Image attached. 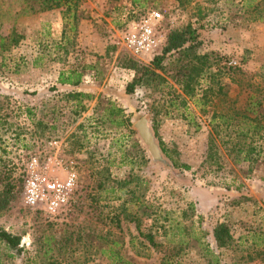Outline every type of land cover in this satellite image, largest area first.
I'll return each instance as SVG.
<instances>
[{
    "label": "rangeland",
    "instance_id": "374dc122",
    "mask_svg": "<svg viewBox=\"0 0 264 264\" xmlns=\"http://www.w3.org/2000/svg\"><path fill=\"white\" fill-rule=\"evenodd\" d=\"M25 6V0H0V35L15 28L21 36L15 47L0 53V193L12 185V200L0 210V228L20 235L30 252L46 230L56 239L65 226L117 233L109 219L121 213L131 194L119 191L116 181L127 179L126 189L141 197L147 210L127 207L138 210L141 231L151 232L160 244L146 252L148 257L136 258L137 264H158L170 254L179 264H206L203 247L211 245V230L218 223L228 224L234 239L233 249L221 250L223 264H264V153L257 162H236L243 154L235 156L232 145L216 138L217 155L207 160L209 114L193 106L185 113L167 59L156 73L171 88L152 82L125 93L137 74L125 62L153 68L168 32L191 24L199 53H217L224 58L220 66L227 63L243 73L234 83L220 76L226 97L216 99L215 108L227 112L233 101L243 108L255 89L264 105V23L255 18L264 0H80L76 21L60 9L32 13ZM149 11L162 15L164 41L153 57L139 60L123 46L122 37ZM75 68L84 71L81 85L59 86V72ZM206 86L201 79L198 97ZM73 91L93 96L82 100L84 110L66 98ZM111 107L122 108L132 126L147 117L150 129L156 128L167 148L190 166L183 172L187 181L177 182L160 164L145 162L140 150L146 148L137 132L115 127L116 116L106 110ZM239 124L246 131L247 125ZM54 141L59 142L58 160L64 168L73 166L78 180L67 206L50 218L24 205L22 189L29 160L54 155ZM120 226L125 241L138 236L135 222L123 213ZM120 251L132 255L129 246ZM89 254L88 264H105L98 250ZM20 259L13 264H21Z\"/></svg>",
    "mask_w": 264,
    "mask_h": 264
},
{
    "label": "trees",
    "instance_id": "16d2710c",
    "mask_svg": "<svg viewBox=\"0 0 264 264\" xmlns=\"http://www.w3.org/2000/svg\"><path fill=\"white\" fill-rule=\"evenodd\" d=\"M25 9L32 13H42L54 9H60L69 14L70 18L76 21V10L80 0H25ZM257 20L264 23V7L260 9ZM257 11V10H256ZM74 29V28H73ZM21 39V36L13 28L6 37L0 35V53L9 51L15 47ZM198 33L191 24H187L181 29H172L166 36V43L162 49L161 55L153 61V68L150 66L139 65L134 60L125 62L127 69L133 70L136 76L125 87V93L131 95L138 86H145L156 82L157 86H169L164 78H161L156 70H161L160 65L164 60L171 61L172 66V83L180 91L175 93L176 98H180L185 113H190L191 107L198 108L203 114H209L208 123L211 126V134L209 135V145L207 148V160H212L217 155L216 138H220L221 145H232L235 156L243 154V157L236 159V162H257L260 154L264 153V105L262 103L261 94L255 89L252 91L245 102L243 108L234 106L235 101L231 102L232 107L223 112L215 108V100L220 97H226L223 91V84L220 76H228L232 83L240 82L235 79L236 76L242 77L243 73L240 69L232 65H219L220 60L224 58L217 53H199ZM213 61V62H212ZM216 65V72L211 67ZM83 69V68H82ZM163 66V72H166ZM84 71L69 69L60 71L57 78V84L62 87L77 88L81 85ZM206 79L207 86L200 91V81ZM67 99L73 100L76 109L84 110L82 100H91L93 96L79 91L69 92ZM189 102V104H188ZM172 105V104H171ZM211 108V111H205V108ZM108 116L115 115V127L126 129L129 134H133L130 119L124 114L122 108L106 109ZM185 116V115H184ZM243 122L247 126L246 131L239 127V123ZM155 142L157 143L161 160L154 162L147 149H141L145 162L160 164L164 169L168 170L173 180L184 183L187 177L184 171H189L190 166L183 163L178 158L175 150L167 148L164 142L158 137L155 129H151ZM226 134L227 140L223 141ZM223 136V137H222ZM254 136H256L254 138ZM213 137V138H212ZM252 138L249 143L245 139ZM236 140V141H235ZM243 141V142H242ZM260 141L261 145L256 146V142ZM244 143V144H243ZM243 144V146H242ZM255 144V145H254ZM146 148V147H145ZM257 149V150H256ZM146 154V155H145ZM148 156V157H147ZM129 178V177H128ZM116 181L119 191L124 194H131L128 201H124L121 205V213L125 214V218L135 222V228L138 236L129 235V240L125 241L120 226V214L114 213L109 221L117 233L109 230L106 233H95L94 231L86 233L82 227H63L59 238H55L48 231H43L40 238L34 243V250L28 251L22 244V237L14 235L0 228V264H13L16 259L21 258V264H88L89 252L98 250L105 257V264H137L136 258H146V252L151 248L156 250L160 247L156 243L151 232L143 233L140 229V220L138 219V210L132 211L127 207L128 204L143 209L142 213L147 210L143 205L141 197H133L134 192L126 189L130 181ZM104 182L99 183L98 188H103ZM139 185V183H137ZM12 185L4 187L0 193V210H4L12 200ZM114 190V189H112ZM127 190V191H126ZM126 192V193H125ZM111 230H114L110 228ZM45 232V233H44ZM211 245L203 247V258L206 264H223L221 260V250H230L234 248V239L230 231V227L226 223H218L211 230ZM130 247L132 255L122 253L124 247ZM142 250V251H137ZM125 250V249H124ZM174 254L164 255L159 259L158 264H179Z\"/></svg>",
    "mask_w": 264,
    "mask_h": 264
},
{
    "label": "built area",
    "instance_id": "2783aa9c",
    "mask_svg": "<svg viewBox=\"0 0 264 264\" xmlns=\"http://www.w3.org/2000/svg\"><path fill=\"white\" fill-rule=\"evenodd\" d=\"M162 15L149 11L132 23L122 37L123 46L137 59L153 57L164 38L160 36ZM56 153L41 159L32 157L26 166L22 199L26 207L56 218L67 206L78 180L73 166L64 168L57 158L59 142L54 141Z\"/></svg>",
    "mask_w": 264,
    "mask_h": 264
},
{
    "label": "water",
    "instance_id": "95a60500",
    "mask_svg": "<svg viewBox=\"0 0 264 264\" xmlns=\"http://www.w3.org/2000/svg\"><path fill=\"white\" fill-rule=\"evenodd\" d=\"M132 129L137 132L142 144L146 147L148 154L154 162L161 160V153L150 129L149 119L143 117L138 120Z\"/></svg>",
    "mask_w": 264,
    "mask_h": 264
}]
</instances>
